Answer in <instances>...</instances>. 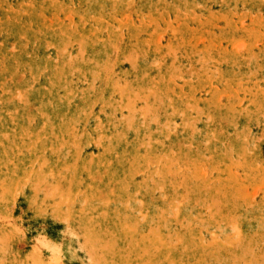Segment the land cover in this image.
<instances>
[{
    "label": "rangeland",
    "instance_id": "rangeland-1",
    "mask_svg": "<svg viewBox=\"0 0 264 264\" xmlns=\"http://www.w3.org/2000/svg\"><path fill=\"white\" fill-rule=\"evenodd\" d=\"M0 264H264V0H0Z\"/></svg>",
    "mask_w": 264,
    "mask_h": 264
}]
</instances>
